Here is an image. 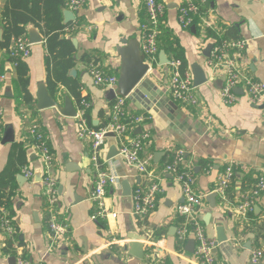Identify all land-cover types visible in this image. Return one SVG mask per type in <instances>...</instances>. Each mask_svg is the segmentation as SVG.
<instances>
[{"label":"crops","instance_id":"obj_1","mask_svg":"<svg viewBox=\"0 0 264 264\" xmlns=\"http://www.w3.org/2000/svg\"><path fill=\"white\" fill-rule=\"evenodd\" d=\"M5 1L0 0V13ZM157 1L164 7L159 28L172 34L173 47L180 51L192 78L195 72L199 77L202 74L205 81L194 90L196 106L175 102L168 91V70L159 61L160 52L165 51L159 50L157 64L137 87L144 93L142 99H128L126 106L128 113L145 119L141 129L148 132L149 139L144 153L152 156L149 170L155 179L139 176L116 159L108 161L110 149L117 145L114 137L106 138L99 152L101 168L111 170L118 178L117 184L107 189L105 199L106 208L117 214L116 219L93 218L96 206L90 193L95 169L90 140L78 138L74 118L62 116L56 108L36 107L38 90L49 91L43 36L38 29L27 27L28 40L30 32L41 38V42L31 45V55L24 61L34 110L22 104L15 67L0 48V194L10 196L19 230L21 245L13 244L14 258L21 255L42 264H149L151 252L158 244L166 264H197L193 254L186 252L191 239L183 242L176 235L181 223L175 211L183 202L180 185L163 172L169 156L177 151L184 152L185 164L196 176L195 190L204 196L200 219L206 236L217 242L216 229L222 228L226 237L213 251L214 264H251L253 251L264 253V193L245 218L236 213L241 196L259 177H264V107L249 105L240 91L233 105H223V74L209 69L205 54L216 40H244L246 47L230 52V56L245 76L264 83V0H207L200 6L201 19L197 17L196 25L188 28L181 27L178 19L185 0ZM145 19L142 0H85L73 20L66 22L63 14V24H72L65 29L63 38L70 39L75 50V66L67 77L78 81L81 96L91 103L89 114L94 126L110 118L113 99L108 98L110 91L93 85L88 66L95 60L104 71L118 78L121 60L117 48L124 47L123 42H139L138 32ZM206 30L216 37H208ZM165 55L169 61L174 59L172 54ZM84 56L89 63L83 61ZM49 95L61 108L65 98L70 99L76 110L77 102L65 87L59 86ZM33 122L47 137L54 158L59 197L54 218L66 225V232L50 252L47 247L52 241L51 214L40 180L42 163L27 136V128ZM137 129L129 136L139 134ZM229 164L236 166L233 181L225 199L216 198L212 206L214 203L207 197L216 187L218 174ZM24 166L33 170L31 180L23 178ZM207 166H211V171L204 170ZM154 181L162 189L157 207L148 216H135L132 193L136 187ZM7 238L0 229V264L15 263L2 250Z\"/></svg>","mask_w":264,"mask_h":264},{"label":"built area","instance_id":"obj_2","mask_svg":"<svg viewBox=\"0 0 264 264\" xmlns=\"http://www.w3.org/2000/svg\"><path fill=\"white\" fill-rule=\"evenodd\" d=\"M142 2L146 19L140 26L138 38L140 51L149 68L148 71H150L157 64L160 34L159 21L164 14V7L157 0H142ZM206 3L207 0H198V3H195L194 0H185L184 6L179 9L178 19L181 27L188 28L194 26V19L200 18V6ZM84 5L85 0H68L66 10L74 14ZM202 25L205 26L204 21ZM245 47L246 41L244 40H216L213 43L206 64L210 70L215 72L220 71L223 74V86L220 90V101L223 105H233L238 99V94L235 90L240 89L249 105L264 107V83L245 76L230 56V52L241 51ZM30 55L31 44L27 37L22 36L12 41L9 47V56L11 58L25 61ZM165 66L169 74L168 91L173 100L184 106H196L198 99L194 93L196 87H194L191 73L188 70H179V60H171ZM87 73L91 77L94 86L115 93L110 109L111 124L107 127L94 130L88 125L85 113L91 107L89 101H81L77 104L76 115L74 117L78 138L90 140L91 142V162L95 169V176L92 182L90 200L96 206L93 218L97 216L108 221L109 219H116L117 214L108 210L105 206L107 189L115 186L118 178L111 170L105 171L101 168L103 163L99 159V152L104 145L106 135L113 134L114 139L117 141L115 147L117 155L112 159H116L119 163L121 162L141 177L155 179L149 170L152 156L144 153L145 147L148 144L149 134L148 132H143L141 129L145 122L142 116H129L126 112L129 95L125 97L116 95L117 76L104 71L98 63L89 64ZM2 118L3 112L0 107V136L3 127ZM137 128L140 130V133L133 137L129 136ZM27 136L32 142L33 150L42 163L41 184L46 197L47 208L51 214L49 229L52 234V241L47 247V251L50 252L55 249L59 238L66 232V225L57 222L54 218V209L59 198L53 174L54 158L49 151L47 137L34 122L27 128ZM169 159L170 161L164 165L163 172L170 174L180 185L183 197L182 204L177 206L175 211L177 217L183 219L180 227L176 230L177 238L183 242H187L188 239L194 241L193 257L197 264H214L213 251L217 247V243L215 240L209 239L203 229L200 213L204 205V196L197 194L195 190L196 176L190 167L185 164L183 151L173 152L169 156ZM235 168V165L229 164L217 176V184L212 193L222 200L225 199L226 190L233 181ZM211 169V166L204 168L206 172L211 171ZM21 173L25 180H31L34 176V172L29 166H24ZM161 193L162 189L159 183L155 181L148 186L136 187L132 193L133 214L140 218L151 214L157 207V196ZM262 193H264L263 176L259 177L251 189L241 196L240 203L236 207L237 215L245 218L248 213L252 212L255 202ZM0 229L7 236H11L14 232L5 211L0 212ZM159 250L158 244H155L151 252L149 264H166L165 256ZM263 261L264 253L261 250H255L251 253V264H262ZM14 264L42 263L32 262L18 255L15 257Z\"/></svg>","mask_w":264,"mask_h":264},{"label":"trees","instance_id":"obj_3","mask_svg":"<svg viewBox=\"0 0 264 264\" xmlns=\"http://www.w3.org/2000/svg\"><path fill=\"white\" fill-rule=\"evenodd\" d=\"M67 2L68 0H6L0 13V24L2 29L0 48L5 51L6 57L15 67L22 104L28 106L32 110H34V105L28 91V68L24 61L9 56V47L12 41L22 36L26 37L28 26L38 29L44 39V46L47 53L45 58L47 72L46 83L49 89V91H47L53 95L59 86H63L74 97L77 104L81 101H88L86 97L81 96L78 81L67 77L68 71L75 66L74 47L70 39L63 38L65 29L68 26H72V24H63L62 12L66 9ZM194 2L196 3L198 0H194ZM162 20L163 15L159 21L160 28H162ZM196 23L197 21L194 19V24L196 25ZM206 33L208 37H216L213 32L206 30ZM171 36L172 34L169 31H165L164 29L161 31L160 29L159 50H163L167 54H172L173 60H179L180 71L187 70V66L183 57L180 55V51L173 47ZM83 61L89 63L88 57L84 56ZM94 63L97 62L94 60ZM89 112L90 109L85 113V119L88 125L94 130L103 129L111 124V119L109 118L102 119L97 126H94ZM128 114L129 116H133L130 113ZM36 125L39 127L37 123ZM47 145L51 153L48 141ZM168 161H170V159ZM4 210L7 211V219L10 220L14 232L11 236H8L2 250L3 253L13 257L16 255L13 244L16 243L21 245L19 241V230L14 221V210L12 202L10 201V196L0 194V212ZM178 220L181 223L183 219L178 217Z\"/></svg>","mask_w":264,"mask_h":264},{"label":"water","instance_id":"obj_4","mask_svg":"<svg viewBox=\"0 0 264 264\" xmlns=\"http://www.w3.org/2000/svg\"><path fill=\"white\" fill-rule=\"evenodd\" d=\"M64 18L65 21L68 22L70 20H73L74 14L70 11H65L64 13ZM41 42V38L39 35L35 32H30L29 33V43L31 45L37 44ZM125 44L124 47L117 48V54L120 57L121 60V65H120V72L118 76V81H117V89H116V95L125 97L129 95V99L133 100L135 99L136 101H139L142 99L144 93H140V89L137 88L142 79L145 77V75L148 73V66L144 61V56L142 55L140 51V46L139 42H123ZM212 49V45H209L207 50H206V57L209 58L210 52ZM159 61L160 65H166L169 63L168 58L166 57L164 52H160L159 54ZM193 73V84L194 87L198 86L200 83L205 81L204 76L201 74V76H197L195 72ZM71 75H75V72H71ZM137 91L138 93L134 92ZM242 93L240 89H236L235 92ZM115 97V93L113 91L109 92V99L112 100ZM36 107L38 110H46L49 108H56L60 114L64 117L68 118H74L76 115V110L71 103L70 99L65 98V102L63 105V108L60 107L56 103V101L49 95V92L45 88H40L36 94ZM139 132L140 130L137 129ZM114 137L113 134H107L106 138H112ZM117 155V150L115 147L111 148L108 155L107 159L110 160L113 157ZM41 180V178H40ZM217 196L214 193H211L208 195L207 200L211 201L214 203L215 206V201H216ZM217 244H221L226 241V237L224 234V231L222 228H217ZM194 246L195 243L193 240H190L186 244V252L189 254H193L194 252ZM131 247V244L129 245ZM127 250V246L125 247ZM13 262H15V258H11Z\"/></svg>","mask_w":264,"mask_h":264},{"label":"bare ground","instance_id":"obj_5","mask_svg":"<svg viewBox=\"0 0 264 264\" xmlns=\"http://www.w3.org/2000/svg\"><path fill=\"white\" fill-rule=\"evenodd\" d=\"M218 198V197H217Z\"/></svg>","mask_w":264,"mask_h":264}]
</instances>
